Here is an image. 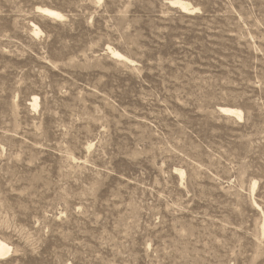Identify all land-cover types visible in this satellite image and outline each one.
<instances>
[{"label": "rangeland", "instance_id": "rangeland-1", "mask_svg": "<svg viewBox=\"0 0 264 264\" xmlns=\"http://www.w3.org/2000/svg\"><path fill=\"white\" fill-rule=\"evenodd\" d=\"M170 1L0 0V264H264V0Z\"/></svg>", "mask_w": 264, "mask_h": 264}, {"label": "bare ground", "instance_id": "bare-ground-1", "mask_svg": "<svg viewBox=\"0 0 264 264\" xmlns=\"http://www.w3.org/2000/svg\"><path fill=\"white\" fill-rule=\"evenodd\" d=\"M170 5L180 9L182 11V13H184V14H187L191 11H198L199 10V8H195L190 3H187L183 0H171ZM41 11L44 13V15L49 16L51 18H58V19L60 18L61 19L64 17L60 12L53 10V9H50V8H43V9H41ZM111 51H112L113 56L118 58L119 60L132 63V61L128 57L123 56L122 54H120L117 51H114V50H111ZM33 102H34L33 108L37 109L38 102L36 101V99H34ZM220 111H222V113L224 115L226 114V115L235 117L237 119H242L244 116L243 111H241L240 109L238 110V109H234V108H230V107H224V108H221ZM181 176H183L182 172H181ZM10 251H11L10 246L8 244H6L5 242H3L2 240H0V260H2L5 256H7L10 253Z\"/></svg>", "mask_w": 264, "mask_h": 264}]
</instances>
